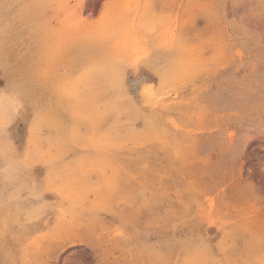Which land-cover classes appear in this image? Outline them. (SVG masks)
Listing matches in <instances>:
<instances>
[{"label": "rangeland", "instance_id": "1", "mask_svg": "<svg viewBox=\"0 0 264 264\" xmlns=\"http://www.w3.org/2000/svg\"><path fill=\"white\" fill-rule=\"evenodd\" d=\"M0 264H264V0H0Z\"/></svg>", "mask_w": 264, "mask_h": 264}]
</instances>
